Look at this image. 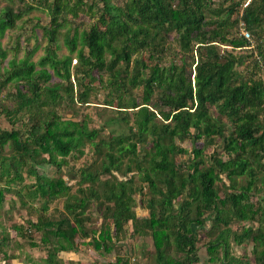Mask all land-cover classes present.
Instances as JSON below:
<instances>
[{"label": "trees", "instance_id": "16d2710c", "mask_svg": "<svg viewBox=\"0 0 264 264\" xmlns=\"http://www.w3.org/2000/svg\"><path fill=\"white\" fill-rule=\"evenodd\" d=\"M3 1L0 116L11 128L0 121V207L6 194L26 208L40 203L36 222L12 226L17 237L45 251L33 264H62L60 253H79L78 238L111 253L130 224L132 235L152 237L149 264H264V79L255 72L264 68V0H43L24 4V11L15 10V0ZM87 6L93 23L79 32L71 23ZM36 8L50 17L47 26H34L47 40L44 55L32 60L37 46L19 58L16 37L9 58L1 40ZM63 31L69 55L59 53ZM171 49L179 60L163 64L162 54ZM98 89L113 114L91 128V117L77 120L75 109ZM188 140L191 151L180 145ZM200 140L219 145L223 155H207L196 146ZM87 145L94 161L72 173L73 192L59 174ZM46 165L58 174H39L37 167ZM137 195L147 217L136 213ZM59 198L65 201L55 218L48 212ZM91 210L102 218L100 229L87 226ZM31 231L40 234L39 242ZM200 231L215 235L206 263ZM11 237L0 223V264L22 260L7 253ZM231 239L250 246L255 262L235 257ZM107 264L132 263L117 255Z\"/></svg>", "mask_w": 264, "mask_h": 264}, {"label": "rangeland", "instance_id": "374dc122", "mask_svg": "<svg viewBox=\"0 0 264 264\" xmlns=\"http://www.w3.org/2000/svg\"><path fill=\"white\" fill-rule=\"evenodd\" d=\"M32 4L39 5L43 0H15V10L24 11L27 9L24 4H27L28 2H31ZM122 1V0H120ZM249 3L250 0H247ZM8 2L1 0L0 7H4ZM85 3L90 4L91 1L85 0ZM247 3V4H248ZM102 4L99 3L98 7L95 8V11H98V8L101 7ZM98 16V14H97ZM71 17V16H69ZM50 22V17L48 15V12H46L43 8H36L32 11V13L26 15L23 22H19V28H17L13 32L7 33V35L1 40L2 46L4 49H6L9 52V58H11L12 53L14 51V46L16 42V37L19 38L20 42V49L18 52V57L22 58L25 56L27 50H32L33 48L39 46L37 52L33 56V61L37 62L41 56L44 55V48L46 46V39L43 37V31L39 27H34L36 24H39L41 26H47ZM92 13L90 12L88 6L79 13L78 18H74L72 20L71 25L78 29L79 32H83L84 30H88L89 26L92 24ZM242 27H244V24L241 23L240 25V32L242 31ZM34 30V31H33ZM252 46L250 49H253L255 47V42L253 38L251 37ZM59 45L61 47L59 53L60 55H69V52L65 45V35L63 31V35L59 37ZM249 50H237L236 53L240 55H248ZM75 56V55H74ZM145 58H147V55H143ZM175 60L176 62L179 60V55L175 54L173 50H168L165 55L162 54V63L168 64L169 61ZM76 59H73V65L76 64ZM248 63H245V66ZM244 66H240L238 69V72L242 73L244 70ZM257 75L264 79V68L262 70H255ZM58 79L54 78L52 82H57ZM9 89H5L3 93L1 94V98L4 99L6 97L7 92H9ZM136 97L140 98L141 92L138 90H134ZM107 96L106 93L100 89L92 91L90 95V103L81 106L78 105L75 110H78V115L76 119L80 120L84 115H89L92 119V123L90 125L91 128H98L102 125V118L100 116L105 115H111L113 114L112 109H105V102H106ZM9 100V98H8ZM8 100H4V103H9ZM3 103V101H0V104ZM1 110V108H0ZM65 113L69 117L71 116V112L68 109ZM108 110V111H104ZM215 111V109H213ZM79 113L81 115H79ZM0 121L2 127L5 129H10L11 125L9 124V121L6 120L4 115L0 116ZM110 130L106 129L104 134L107 135ZM180 145L188 150L191 151L192 149V143L191 141H185L183 143H180ZM196 146L199 148H203L206 151V154H212L217 153L220 155H223V150L219 145H212L207 146L204 140H200L196 143ZM185 160V157H182L179 160V163H182ZM94 161V152L90 145H87L85 147V153L81 157H75L72 156L68 159L69 164L65 167H63L61 173L59 174L62 178H64L66 181H68L70 184H73L75 188L73 189V192L76 191V180L69 181L71 178L72 173H74L76 170H79L80 168L89 165L93 163ZM39 174H45L49 177H54L57 173L56 168L50 165L46 166H38L37 167ZM26 175V174H25ZM27 183L34 182V178H26ZM221 187V184H219ZM147 191V190H146ZM13 194H6L5 201L0 207V223L10 230V237L11 235V244L7 248L8 254H20V257L24 261V264H27L28 257H32V264L33 260L35 262L40 261L43 256L45 255V251L40 247H32L31 241L29 239L19 238L16 236V232L14 229H12V226L15 224L24 225L25 227H28V222H36L37 218V209L40 208V203L36 202L31 207H24L21 205V203L17 200L13 199ZM221 196H223V192L221 193ZM259 196H254L253 201L257 202V199ZM137 202L140 205V199L141 196H136ZM65 198H59L56 201H54L49 208V214L52 215L55 218L59 217L60 212L63 210ZM92 213V224H87L90 228H93L91 230H96L101 228L102 224V218L99 216V214L91 210ZM136 213L139 217H147L148 211L143 208L141 205L136 208ZM237 225L233 226V230H237ZM224 230L226 226L222 227ZM222 229V230H223ZM132 227L131 224L128 226V233L126 234V238L123 239L121 242L116 243L117 247L115 250H112L111 253H106L104 249L101 251H97L94 249L93 245H91V239H86L85 241L78 238V248L79 253H73V252H62L59 254V258L62 260V264H99V263H111L114 262L117 255H121L126 257L131 261L132 264H149L152 262L153 255L155 253V248L153 244V240L151 236H134L132 235ZM31 233V234H30ZM200 241L198 242V248L200 257L202 258V261L206 263L209 258V254L207 251V244L211 238H214L215 235L208 236V234L205 231H200ZM28 235L31 236L36 242L40 241V234L36 233L35 231L28 232ZM232 243V253L237 258H243L251 259L252 262H255L254 257H252L251 254V247L250 246H238L237 244L233 243V240L231 239ZM221 256V251L219 252ZM22 260L19 261H13L15 264H22ZM215 263H218L216 261ZM208 264H214L212 262H208Z\"/></svg>", "mask_w": 264, "mask_h": 264}, {"label": "built area", "instance_id": "2783aa9c", "mask_svg": "<svg viewBox=\"0 0 264 264\" xmlns=\"http://www.w3.org/2000/svg\"><path fill=\"white\" fill-rule=\"evenodd\" d=\"M241 29H242V31H241L242 35H244L245 38H247L248 40H251V36L248 33V31H246V29L244 27H242Z\"/></svg>", "mask_w": 264, "mask_h": 264}, {"label": "crops", "instance_id": "0c3cea01", "mask_svg": "<svg viewBox=\"0 0 264 264\" xmlns=\"http://www.w3.org/2000/svg\"><path fill=\"white\" fill-rule=\"evenodd\" d=\"M20 260V258H15L13 261L15 262H17V261H19ZM12 261V264H15L14 262Z\"/></svg>", "mask_w": 264, "mask_h": 264}]
</instances>
